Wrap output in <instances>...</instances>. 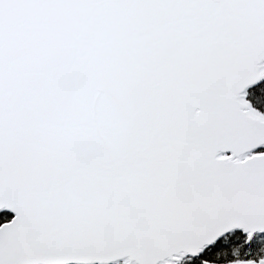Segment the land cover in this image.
I'll use <instances>...</instances> for the list:
<instances>
[{
	"label": "snow or ice",
	"instance_id": "1",
	"mask_svg": "<svg viewBox=\"0 0 264 264\" xmlns=\"http://www.w3.org/2000/svg\"><path fill=\"white\" fill-rule=\"evenodd\" d=\"M0 264H264V0H0Z\"/></svg>",
	"mask_w": 264,
	"mask_h": 264
}]
</instances>
